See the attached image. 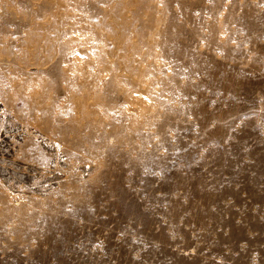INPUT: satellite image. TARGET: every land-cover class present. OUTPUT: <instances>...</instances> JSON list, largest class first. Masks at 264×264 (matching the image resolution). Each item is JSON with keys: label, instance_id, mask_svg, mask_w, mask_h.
Returning a JSON list of instances; mask_svg holds the SVG:
<instances>
[{"label": "rangeland", "instance_id": "1", "mask_svg": "<svg viewBox=\"0 0 264 264\" xmlns=\"http://www.w3.org/2000/svg\"><path fill=\"white\" fill-rule=\"evenodd\" d=\"M0 143V264H264V0H0Z\"/></svg>", "mask_w": 264, "mask_h": 264}, {"label": "bare ground", "instance_id": "2", "mask_svg": "<svg viewBox=\"0 0 264 264\" xmlns=\"http://www.w3.org/2000/svg\"><path fill=\"white\" fill-rule=\"evenodd\" d=\"M26 46V45H25ZM79 54V53H78ZM77 55V54H76ZM81 55V54H80ZM84 55V54H82ZM100 55V54H99ZM111 55V54H110ZM74 57H76L74 54H73ZM78 56V55H77ZM85 56V55H84ZM83 56V58H84ZM108 64V63H107ZM112 64V63H111ZM109 64V65H111ZM114 65V64H113ZM111 65V66H113ZM94 68V67H92ZM97 71V70H96ZM119 73V72H118ZM111 75V74H110ZM120 75V74H119ZM121 83V82H120ZM123 85V84H122ZM136 85V84H135ZM11 86V85H10ZM17 116L14 115L12 112H7L4 116H2V121H1V127H5V129L7 130V125L11 124L14 121L17 122ZM89 122V121H88ZM17 128V133L18 135H23L25 134L26 137L28 135H30L33 139H38V140H45V144L47 147H44L45 149H49L51 148L53 154L55 155V157L57 158V153L61 147V143L58 142L57 140L55 139H51L50 137H47L46 135H44V133L42 132H38L37 130H32L30 131V129L25 126V124H23L22 122H17V124H14ZM79 126V125H78ZM79 129V127H77ZM37 134V135H36ZM37 140V141H38ZM57 141V142H56ZM38 143V142H37ZM10 146L11 144L8 143ZM6 145V146H2V144L0 143V149H4V148H7L9 147V145ZM49 147V148H48ZM18 149V148H17ZM16 147H11V150H7V155L5 157H1L0 159V183L1 185L5 186L6 189L9 191L10 189H12V186H13V183H14V177L16 176L17 178H20L24 183H28V180L25 179V182H24V175H28L30 176L29 178H34L35 176H33V172L36 173V172H39V169L34 167V169H30L28 168V166L25 167L24 163L21 162L20 160H18L16 158V152L17 151ZM4 152V151H2ZM73 154H76L75 152ZM78 155V154H77ZM77 155L75 157H77ZM26 170H30L29 173L26 172ZM58 170V174L61 173V170L59 169H56ZM32 172V174H31ZM33 176V177H31ZM54 176V175H53ZM56 177V178H55ZM26 178V177H25ZM54 180L57 179V176H54ZM19 179V180H20ZM16 180V179H15ZM53 180V179H52ZM50 182V181H49ZM16 183V182H15ZM18 183V182H17ZM27 185V184H26ZM33 185V184H32ZM30 186V185H29ZM11 191V190H10Z\"/></svg>", "mask_w": 264, "mask_h": 264}, {"label": "built area", "instance_id": "3", "mask_svg": "<svg viewBox=\"0 0 264 264\" xmlns=\"http://www.w3.org/2000/svg\"><path fill=\"white\" fill-rule=\"evenodd\" d=\"M56 176H59V174L56 173Z\"/></svg>", "mask_w": 264, "mask_h": 264}]
</instances>
